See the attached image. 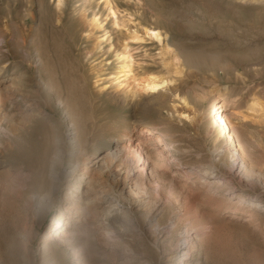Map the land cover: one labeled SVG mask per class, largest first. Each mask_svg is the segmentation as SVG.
I'll list each match as a JSON object with an SVG mask.
<instances>
[{"label":"rangeland","instance_id":"rangeland-1","mask_svg":"<svg viewBox=\"0 0 264 264\" xmlns=\"http://www.w3.org/2000/svg\"><path fill=\"white\" fill-rule=\"evenodd\" d=\"M110 1L117 26L102 12L103 0H64L59 6L57 0H0V54L8 59L3 77L21 69L32 84L39 82L40 74L52 89L30 95L40 109L31 123L18 126L14 134L0 127V264H27L23 241L30 232H35L29 249L36 264H41L44 240L55 264H175L178 233L187 227L188 254L182 264H264V211L237 204L236 199L211 191L196 173L183 172L184 166L209 163L211 151L222 141L211 136L205 123H192L174 113L172 106L180 108V102L172 95L159 104L142 105L129 96L132 82L148 72L168 75L170 85L177 86L201 113L215 101L221 104L212 101L219 92L249 168L264 175V109L249 105L252 95L264 103V0ZM94 14L102 23L100 29L89 25ZM144 27L161 31L165 39L149 37ZM134 29L140 39L128 40V49L135 80L120 82L114 79L116 62L108 42L97 45L96 41L105 31L114 42L117 31L128 34ZM24 34L26 44L21 46L16 39ZM165 44L169 54L163 51ZM36 51L42 69L33 63L36 57L29 62L24 57L35 56ZM63 104L81 138L91 142L89 152L106 149L124 133L127 144L137 145L138 136L145 154L160 160L157 166L148 165L139 150L133 151L137 163L133 170L143 176L150 199L163 197L155 217L159 227L167 226L174 216L179 218L172 231L162 238L143 212L121 215L136 230L127 233L124 242L133 252L126 253L123 241L108 236L100 237L101 249L96 251L85 243H60L62 236L91 232L93 226L83 222L65 233L50 229L56 207L37 226L27 205L34 195L44 193L54 134L63 135L68 127ZM158 134L175 145L173 157L167 158L154 145ZM248 183L254 191L244 193L256 195L264 204L263 182L243 181ZM109 195L116 198L114 191ZM91 214L86 210L85 217ZM110 224L117 226L115 221Z\"/></svg>","mask_w":264,"mask_h":264},{"label":"bare ground","instance_id":"bare-ground-1","mask_svg":"<svg viewBox=\"0 0 264 264\" xmlns=\"http://www.w3.org/2000/svg\"><path fill=\"white\" fill-rule=\"evenodd\" d=\"M63 1L57 0V6L61 5ZM102 12H105L106 16L113 17L114 26L118 25L110 0H103ZM28 13L31 14L30 11ZM89 25L94 29L102 27L99 17L95 14ZM5 28L8 29L7 25ZM142 29L145 34L155 38L158 42L165 39L161 35V31L157 29L145 27ZM117 32L114 42L105 31L102 38L97 39L96 44L99 45L104 41L108 42V51L116 62L115 80L120 82L127 79L135 80L134 74L131 73L132 55L128 49V40L140 38L135 29L130 30L128 34L121 31ZM6 34L3 32L1 37L5 38ZM17 39L16 43L19 42L21 46L26 44L25 34ZM2 47L0 46V49ZM163 51L166 53L170 51L166 44L163 46ZM35 54V56H31L30 53H27L24 57L27 61L36 57V61H33V63L37 62V67L42 69L43 62L39 52L36 51ZM5 57L6 55L0 54V59H2V62H0V127L7 133L14 134L19 127L31 123L33 119L40 116V109L32 103L33 101L31 102L30 95L32 93L38 94L41 90L52 93V89L40 74L39 82L32 84L27 71L21 69L16 70L12 76L4 78L3 73L8 65V59H5ZM168 77V75L162 73L148 72L141 76L137 83L132 82L134 86L129 90V96L131 98L137 97V103L141 105L153 102L159 104L161 100L171 95L174 99H178L180 108L173 105V112L189 122L205 123L211 136L218 141H222L223 144L213 148L209 163L201 166L194 164L184 166L186 168L183 172L196 173L198 179L211 191L226 194V198L236 199L237 204H245L251 209H262L264 211V204H261L262 201L258 200L256 195L249 194L250 196H248L247 193H244V191H254L255 186L251 183L243 185V181L246 183L249 179H256L257 183L258 181L263 182L264 186V180L262 181L263 178H261L264 175L254 174L249 168L243 144L235 136L233 130L231 131L228 118L222 110L223 106L225 109L224 97H221L219 92L216 93L217 95L214 96L212 101L218 100L221 104L215 101L206 111L198 112L181 94L177 86L170 85L171 80ZM115 99L117 100V98ZM249 99L251 108L264 109V103L258 96L252 95ZM57 102H59V105L62 104L60 99ZM217 108L220 109V115L215 114L214 109L218 110ZM61 110L64 111L63 116L66 118L68 127L65 134L62 135L58 131L54 134L55 148L49 159V175L46 180L44 179L46 182L44 193L34 195L27 205V210L32 214L33 221L36 222L37 226L40 227L50 210L56 207L58 213L52 219L50 229L53 228L54 231L65 233L83 222H90L93 226L91 231L93 234L86 230L81 235L62 236L60 243L70 246L85 243L87 247H93L96 251L101 249L100 237L108 236L113 237L116 242L123 241L126 246V253L133 252L131 244L124 242L128 238L127 233L132 235L136 230L130 228L126 219L121 218L122 216L131 212H143L146 219H148V224L155 228L159 237H162L167 231H172L178 224L179 218L174 216L167 226L159 227L160 225L155 221V217L162 209L163 197L157 195L153 200L150 199V194L147 192L148 186L144 182L143 176L140 174L135 175L133 170V167L137 164L133 151L138 152L139 150L143 161L145 159L148 165L157 166L160 162L158 158L151 154L147 152L145 154L146 147L143 146L141 139H138L137 136V145L132 147L127 144L128 142H125V135L121 133L120 137L115 138L114 142L106 149L100 152L96 150L89 152L87 146L91 142L87 138H81L78 126L64 104ZM153 141L154 145L161 147L162 151L166 153L167 158L173 157L175 145L168 141L165 134L156 135ZM7 146H3V148L5 149ZM222 168L231 171V174L226 175L227 171L224 172ZM235 178H238V180L236 179L237 183L235 182L237 185L232 183ZM60 189L61 195L59 196ZM109 191H114L116 198L110 196ZM86 210L92 213L89 218L85 217ZM110 221H115L117 226H111ZM189 223L191 221L188 222V226ZM187 228L178 233L175 264H182L187 257ZM30 233L25 236L23 241V251L27 264H36L35 254L29 249L35 232L33 235L32 232ZM92 235L95 238L92 239ZM134 240L135 238H131V242ZM43 244L45 250L40 257L41 264H55V261L49 256L47 241L44 240Z\"/></svg>","mask_w":264,"mask_h":264},{"label":"built area","instance_id":"built-area-1","mask_svg":"<svg viewBox=\"0 0 264 264\" xmlns=\"http://www.w3.org/2000/svg\"><path fill=\"white\" fill-rule=\"evenodd\" d=\"M217 109H218V108H217ZM219 110H220V109H218V110L214 109L215 114L218 113V114L220 115V111H219ZM215 116H217V115H215Z\"/></svg>","mask_w":264,"mask_h":264}]
</instances>
